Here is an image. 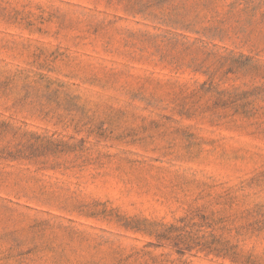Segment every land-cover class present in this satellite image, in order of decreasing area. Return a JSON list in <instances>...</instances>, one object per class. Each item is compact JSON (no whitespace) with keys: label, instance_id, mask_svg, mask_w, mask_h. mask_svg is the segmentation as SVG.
I'll list each match as a JSON object with an SVG mask.
<instances>
[{"label":"rangeland","instance_id":"1","mask_svg":"<svg viewBox=\"0 0 264 264\" xmlns=\"http://www.w3.org/2000/svg\"><path fill=\"white\" fill-rule=\"evenodd\" d=\"M0 264H264V0H0Z\"/></svg>","mask_w":264,"mask_h":264}]
</instances>
